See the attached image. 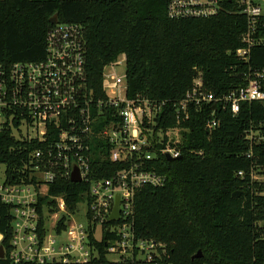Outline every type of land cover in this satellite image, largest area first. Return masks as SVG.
I'll return each mask as SVG.
<instances>
[{"label":"trees","instance_id":"16d2710c","mask_svg":"<svg viewBox=\"0 0 264 264\" xmlns=\"http://www.w3.org/2000/svg\"><path fill=\"white\" fill-rule=\"evenodd\" d=\"M168 0H0V64L37 61L45 54V36L59 23H77L83 30L84 72L88 91L104 97L103 68L126 56L125 84L129 98L164 104L152 129L146 132L152 148L172 146L179 157L168 160L157 153L146 168L165 176L162 186H144L134 196L133 232L137 238L164 245L163 259L171 264H264V101H244L232 113L220 101L187 106L189 116L176 118L175 105L199 78L203 89L220 97L247 83L249 69L264 68V45L252 48L248 60L235 50L246 19L239 11H221L206 18L172 19ZM264 36V16L257 25ZM215 118L216 125H209ZM108 118L97 119V131ZM178 128L177 137L169 130ZM162 132L161 136L158 132ZM0 132V163L8 180L29 183L26 169L37 141H19ZM93 179L110 177L123 167L108 159L110 144L91 138ZM251 151V157L247 153ZM241 170L243 175L237 172ZM35 182V178H32ZM89 183L58 177L37 197L38 228L43 229L42 206H54L51 196H62L69 212L89 201ZM239 191V195L232 194ZM64 217L57 230L64 227ZM113 223V222H109ZM11 209L0 204V264H67L13 262L8 257L12 239ZM89 240L97 256L87 264H130L107 258L104 237ZM200 252L198 257L192 258Z\"/></svg>","mask_w":264,"mask_h":264},{"label":"built area","instance_id":"2783aa9c","mask_svg":"<svg viewBox=\"0 0 264 264\" xmlns=\"http://www.w3.org/2000/svg\"><path fill=\"white\" fill-rule=\"evenodd\" d=\"M225 10H237L245 16L246 27L235 54L246 61L254 46L264 45V36L257 34V25L264 16V0H168L166 5L167 16L172 19L206 18ZM125 62L126 56L121 53L106 65L112 69L123 66L121 73L105 74L106 66L103 68L104 97L88 91L82 27L57 21L46 33L42 59L16 61L8 66L0 64V132L8 131L19 141L40 143L26 167L29 183L8 180L5 169L0 177V204L11 209L13 233L8 257L13 262L87 264L97 256V249L89 240L90 233L99 241L106 232L110 237L105 241V249L107 254L116 255L113 262L128 259L130 264H171L163 259L162 243L135 236L133 206L135 193L142 187L162 186L165 182L163 174L147 169L145 164L157 153L177 158L181 151L172 146L152 148V140L146 134H151L152 129L144 122L154 124L164 101L129 98L124 81ZM246 77L245 85L220 97L206 92L198 78L184 98L174 103L177 120L181 115L188 118L189 103L220 101L223 108L237 113L244 101H264V68L249 69ZM103 115L108 122L94 131L93 126ZM208 124L216 125L215 118ZM169 132L177 136L178 128ZM161 133L158 132L160 136ZM93 136L110 144L111 162L123 163L110 177H89ZM251 155L249 151L246 156ZM74 168L79 173V182L89 183L90 199L81 204L78 213L82 219L73 218L77 210L69 212L62 196H51L59 212L69 213L72 220L64 221L60 233L56 228L45 237V227L39 230L37 224L36 185L47 190L58 177L70 179ZM237 174L242 176L243 172L239 170ZM116 195L120 211L118 218L112 220L110 214Z\"/></svg>","mask_w":264,"mask_h":264},{"label":"rangeland","instance_id":"374dc122","mask_svg":"<svg viewBox=\"0 0 264 264\" xmlns=\"http://www.w3.org/2000/svg\"><path fill=\"white\" fill-rule=\"evenodd\" d=\"M123 69H124L123 66L122 67H120V66H114L113 69L111 67H109V66H106L104 68V73L107 74V73H110L112 71L114 73H121ZM168 133H169L168 134L169 136H175V137H177L176 134H175V132H168ZM4 169H5L4 165L3 164H0V177L3 176ZM36 188H37V191H36L37 197L38 196H43V195H45L47 193L46 192L47 190L45 189V187L43 185L38 184V185H36ZM81 204H84V201H80L76 205V210L77 211L73 214V215H75L73 217L75 219H79V220L82 219L81 215L78 214L79 211L82 209L81 208ZM47 210H48V212H47ZM42 217H43V220H44L43 226L45 227V231H46L45 237H46L47 234L49 235V234H52V233L55 232V229L58 227L57 223H58V221L62 217L65 218L64 221H66V220H68V221L72 220V218H70L71 216H70L69 213H65V215H64L62 212H59V209L56 206V202H55V205L52 206V208L48 204H43V206H42ZM60 230H57V231H59V233H60ZM63 236L65 238V235H63ZM97 237H99V236H97ZM1 239H2V234H0V241H1ZM107 258L109 260H115L116 259V255H114V254H111V255L107 254Z\"/></svg>","mask_w":264,"mask_h":264},{"label":"water","instance_id":"95a60500","mask_svg":"<svg viewBox=\"0 0 264 264\" xmlns=\"http://www.w3.org/2000/svg\"><path fill=\"white\" fill-rule=\"evenodd\" d=\"M57 15L54 14L50 19H49V22L51 24H55L57 23ZM165 157L168 159V160H172V159H175L173 157H171L169 154H166ZM70 180L72 182H79L80 181V176H79V173L77 171L76 168L73 169V171L71 172V176H70ZM239 191H235L233 192L232 196L233 197H236L239 195ZM120 200H119V196L116 195L115 197V202H114V206H113V210L110 214V219L114 220V219H117L118 216H119V211H120ZM200 255V252L198 251L196 254H194L192 256V258H195V257H198ZM0 258H4V252H3V248H2V245H0Z\"/></svg>","mask_w":264,"mask_h":264}]
</instances>
